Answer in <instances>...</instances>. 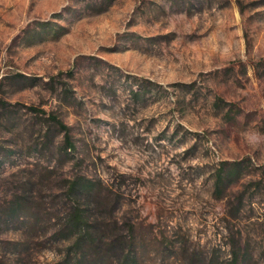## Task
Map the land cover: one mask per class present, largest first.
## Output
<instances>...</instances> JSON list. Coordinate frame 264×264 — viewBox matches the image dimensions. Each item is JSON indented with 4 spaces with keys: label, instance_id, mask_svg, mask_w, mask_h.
<instances>
[{
    "label": "rangeland",
    "instance_id": "rangeland-1",
    "mask_svg": "<svg viewBox=\"0 0 264 264\" xmlns=\"http://www.w3.org/2000/svg\"><path fill=\"white\" fill-rule=\"evenodd\" d=\"M237 254L264 264V0H0V264Z\"/></svg>",
    "mask_w": 264,
    "mask_h": 264
},
{
    "label": "trees",
    "instance_id": "trees-1",
    "mask_svg": "<svg viewBox=\"0 0 264 264\" xmlns=\"http://www.w3.org/2000/svg\"><path fill=\"white\" fill-rule=\"evenodd\" d=\"M132 95L134 97H137L140 95V91H134L132 90ZM54 123L59 127V129L64 133L65 135V141H66V148L65 153L72 152L74 150V145L70 141V128L66 126L62 121H59L57 119H54ZM229 167L230 169H223L216 178V190L220 191L221 189H224L229 185V183H232L233 179H237L241 174V167L242 163H233ZM70 195L75 197V200H73L76 204V209L74 208V213L71 214L69 223H68V229L75 231L74 233L77 234L76 240H75V246L79 249H85L88 248H95L96 241L94 240L95 237H97L96 232L92 231L90 228V224L92 221L87 216V210H82L80 208V200L84 198V196L90 195L94 191L95 184L87 180L86 178H81V180L76 181H70ZM78 256H86V252H83L79 254ZM240 260V255H236L234 257L235 264H238Z\"/></svg>",
    "mask_w": 264,
    "mask_h": 264
}]
</instances>
